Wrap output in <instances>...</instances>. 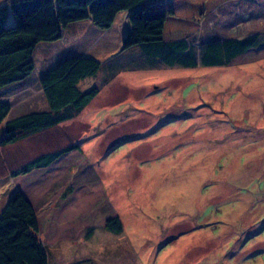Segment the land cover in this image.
Segmentation results:
<instances>
[{
    "label": "rangeland",
    "instance_id": "rangeland-1",
    "mask_svg": "<svg viewBox=\"0 0 264 264\" xmlns=\"http://www.w3.org/2000/svg\"><path fill=\"white\" fill-rule=\"evenodd\" d=\"M251 34L257 47L216 67H169L138 45ZM74 56L100 63L77 85L96 97L0 144V210L13 191L24 195L48 264H264V0H147L108 29L69 24L37 44L29 77L0 90L10 105L0 139L7 121L48 111L40 79ZM74 144L46 169L11 176ZM114 217L120 233L105 228Z\"/></svg>",
    "mask_w": 264,
    "mask_h": 264
},
{
    "label": "trees",
    "instance_id": "trees-1",
    "mask_svg": "<svg viewBox=\"0 0 264 264\" xmlns=\"http://www.w3.org/2000/svg\"><path fill=\"white\" fill-rule=\"evenodd\" d=\"M147 0H15L0 6V90L4 86L25 80L34 70L33 52L40 42L61 38L62 30L74 22L91 19L98 29L111 27L116 15L137 9ZM15 22L6 26L9 13ZM257 35L228 38L198 47L188 40L141 41L138 45L146 56L155 57L169 67L195 68L227 65L258 43ZM100 63L92 58L74 56L52 67L40 79V87L48 111L30 112L7 121L0 144L9 145L21 136L52 128L78 114L98 94L93 87L81 92L78 83L95 75ZM10 111V105L0 98V124ZM78 149V145L52 153L41 154L22 164L12 177L46 169L63 154ZM105 228L120 233L118 217L107 219ZM38 219L32 204L19 191L10 195L0 210V264H48L46 246L38 238Z\"/></svg>",
    "mask_w": 264,
    "mask_h": 264
},
{
    "label": "crops",
    "instance_id": "crops-1",
    "mask_svg": "<svg viewBox=\"0 0 264 264\" xmlns=\"http://www.w3.org/2000/svg\"><path fill=\"white\" fill-rule=\"evenodd\" d=\"M229 38H238V37H229ZM226 39H228V38H226ZM238 39H239V38H238ZM241 39H242V38H241ZM257 46H258V45H257ZM257 46H256V47H257Z\"/></svg>",
    "mask_w": 264,
    "mask_h": 264
}]
</instances>
